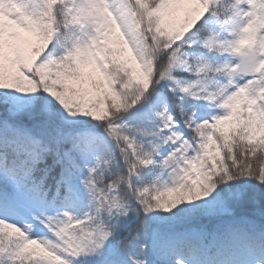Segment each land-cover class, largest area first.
Returning a JSON list of instances; mask_svg holds the SVG:
<instances>
[{
	"label": "snow or ice",
	"instance_id": "6c2138e0",
	"mask_svg": "<svg viewBox=\"0 0 264 264\" xmlns=\"http://www.w3.org/2000/svg\"><path fill=\"white\" fill-rule=\"evenodd\" d=\"M0 264H264V0H0Z\"/></svg>",
	"mask_w": 264,
	"mask_h": 264
}]
</instances>
